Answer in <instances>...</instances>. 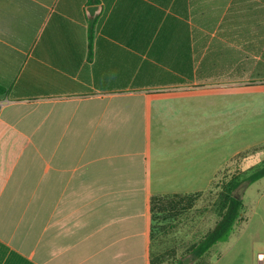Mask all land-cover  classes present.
Here are the masks:
<instances>
[{
    "label": "crops",
    "instance_id": "0c3cea01",
    "mask_svg": "<svg viewBox=\"0 0 264 264\" xmlns=\"http://www.w3.org/2000/svg\"><path fill=\"white\" fill-rule=\"evenodd\" d=\"M258 81L264 0H0V264H150L152 198L228 167L197 141Z\"/></svg>",
    "mask_w": 264,
    "mask_h": 264
},
{
    "label": "rangeland",
    "instance_id": "374dc122",
    "mask_svg": "<svg viewBox=\"0 0 264 264\" xmlns=\"http://www.w3.org/2000/svg\"><path fill=\"white\" fill-rule=\"evenodd\" d=\"M236 90L234 127L221 136L214 129H205L196 148L197 163L200 157L204 164L211 163L216 149L234 153L233 160L215 183L196 193L165 197L160 202L164 209L155 208L151 250L154 258H161V264L181 259L187 264H264V178L238 190L245 211L227 240L201 259L189 254L191 246L219 221L220 195L226 183L264 164V81Z\"/></svg>",
    "mask_w": 264,
    "mask_h": 264
},
{
    "label": "trees",
    "instance_id": "16d2710c",
    "mask_svg": "<svg viewBox=\"0 0 264 264\" xmlns=\"http://www.w3.org/2000/svg\"><path fill=\"white\" fill-rule=\"evenodd\" d=\"M94 26L95 21H92V28L88 35V49H89V58H92L93 49H94ZM5 91L0 88V96L3 95ZM221 171L217 178L212 182L215 183L216 180L220 178ZM264 178V164L253 169L250 173L242 177L232 178V180L226 183L224 187V192L220 195L222 214L219 221L216 223L215 227L210 230L197 244L191 246L189 254L196 260L203 258L207 253L212 249L218 246L221 242L227 240V238L234 232L237 222L241 219L243 212L245 211V205L243 199L237 194L238 190L246 184L250 186ZM220 184H224L219 182ZM168 196H180L177 194L167 195L164 197L155 196L151 201V213L152 220H154L155 208L157 205H160V202L163 201L165 197ZM159 203V204H158ZM164 209L162 206L158 207ZM153 228V226H152ZM150 264H161V258L151 257ZM174 264H187L186 260H178Z\"/></svg>",
    "mask_w": 264,
    "mask_h": 264
},
{
    "label": "water",
    "instance_id": "95a60500",
    "mask_svg": "<svg viewBox=\"0 0 264 264\" xmlns=\"http://www.w3.org/2000/svg\"><path fill=\"white\" fill-rule=\"evenodd\" d=\"M98 10H99V7H91V8L89 9V12H90V15H91L92 18L95 17V15H96V13L98 12Z\"/></svg>",
    "mask_w": 264,
    "mask_h": 264
},
{
    "label": "bare ground",
    "instance_id": "6f19581e",
    "mask_svg": "<svg viewBox=\"0 0 264 264\" xmlns=\"http://www.w3.org/2000/svg\"><path fill=\"white\" fill-rule=\"evenodd\" d=\"M260 257L262 258V255Z\"/></svg>",
    "mask_w": 264,
    "mask_h": 264
}]
</instances>
